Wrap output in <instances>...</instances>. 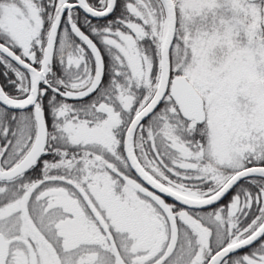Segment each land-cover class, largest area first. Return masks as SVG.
Listing matches in <instances>:
<instances>
[{
	"label": "snow or ice",
	"instance_id": "6c2138e0",
	"mask_svg": "<svg viewBox=\"0 0 264 264\" xmlns=\"http://www.w3.org/2000/svg\"><path fill=\"white\" fill-rule=\"evenodd\" d=\"M0 264H264V0H0Z\"/></svg>",
	"mask_w": 264,
	"mask_h": 264
}]
</instances>
